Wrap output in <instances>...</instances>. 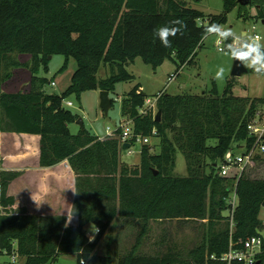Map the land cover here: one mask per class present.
<instances>
[{"label":"trees","instance_id":"16d2710c","mask_svg":"<svg viewBox=\"0 0 264 264\" xmlns=\"http://www.w3.org/2000/svg\"><path fill=\"white\" fill-rule=\"evenodd\" d=\"M222 1V12L205 16L186 0H0L1 131L38 135L39 165L67 159L76 178L73 214L62 227V222L46 223L37 214L11 208L15 200L7 190L18 172H0V255L23 257V264H55L59 255L70 253L77 255V264L85 259L100 264H228L220 258L230 244L240 250L244 240L258 233L263 227L259 214L264 178L242 172L230 216L224 212L230 208L227 198L234 177L219 175L217 165L234 143L252 141L247 126L264 97L234 95L233 77L222 93L215 87L200 94L162 91L156 103L158 121L156 114L139 112L148 95L136 83L121 98L122 117L132 119L136 134L159 139L157 152L142 145L136 165L121 161L116 138L100 139L86 129L72 134L69 124L78 116L63 106L68 96L80 100L83 92L95 89L111 93L117 83L133 81L128 67L136 58L153 69L170 60L177 74L194 64L208 35L204 29L211 23L225 24L234 7L241 8L240 15L246 7L237 0ZM250 4L264 16V0ZM176 20L182 24H172ZM166 25L180 28L176 36H169L167 48L154 35ZM16 53L30 54L31 62H19L12 57ZM55 54L65 57L62 69L71 58L77 65L61 94L46 92L49 80L38 74L40 64L46 69L49 56ZM21 65L32 72L29 88L3 92L2 84L11 77L3 67ZM102 66L108 68L106 78L97 75ZM211 138L216 145L207 144ZM177 150L185 158L184 176L174 173ZM120 217L141 221L138 239L152 220H206L208 232L184 258L170 251L138 252L139 241L115 260L96 254L101 236ZM90 224L97 231L93 239L85 230ZM230 264H264V254H257L252 263Z\"/></svg>","mask_w":264,"mask_h":264},{"label":"rangeland","instance_id":"374dc122","mask_svg":"<svg viewBox=\"0 0 264 264\" xmlns=\"http://www.w3.org/2000/svg\"><path fill=\"white\" fill-rule=\"evenodd\" d=\"M186 1L205 16L219 14L223 10L222 0ZM240 10L241 8L236 6L228 12L227 22L223 26L226 28L230 27L237 35L245 33L252 40H257L264 45V16H258V9L254 4L243 7L242 15H240ZM255 36H258V38H255ZM218 39L217 36L208 34L198 50L194 64L183 66L180 68L178 74L175 72V64L170 60H165L162 65L153 69L140 58H136L135 62L128 67V70L134 74L135 80L116 84L115 91L109 93V97L113 102L107 115H104L100 108V89L83 92L80 100L74 95L68 96L63 101V106L82 119L84 129L93 135L103 136L106 135L107 127L111 130L119 127L123 119L121 114V98L125 92L138 82L143 85L146 94L150 98L155 97L162 91L173 95L182 93L200 94L203 91L208 92L212 87H215L219 93H222L227 81L232 77L230 72L233 60L230 56L222 53L219 47H226V44L232 41L227 42L226 40L223 44H218ZM12 57L21 63L31 62V55L28 53H16ZM64 60L65 57L63 55L55 54L49 58L46 69H44L43 64H40L38 74L49 80V83L44 86L46 92L61 94L70 84L77 65L75 59L71 58L67 66L62 69ZM221 68L224 70L223 74L217 75ZM249 70V72L242 76L233 77V94L238 96L264 97V74H257L253 70ZM5 71L10 72L11 77L2 84L3 92H16L29 88L32 72L28 66L21 65L10 68L6 66L2 69V72ZM97 75L99 78H106L109 76L108 68L102 66ZM171 75L173 76L172 80H170ZM51 81L55 83L53 86L50 84ZM66 101H70L72 105H66ZM156 113L157 110L154 114ZM2 116V109L0 107V131ZM69 129L72 134H77L81 128L75 121L69 124ZM158 142L159 139L157 137H152L147 145L152 148L153 152H157ZM216 143L217 140L214 138L207 141L209 146H214ZM9 144V141H5L3 145L4 150L1 153L0 143V172L4 170L1 162L2 154H5L9 148L14 147V145ZM237 144L234 143L233 149L236 152H241L242 150L236 146ZM142 145L141 139H139L132 143L130 149H122L120 153L121 161L128 165L139 164ZM262 154L259 159L246 168L245 172L249 177L264 178V152ZM207 161L209 162L208 159ZM220 164L221 160L218 162L217 167ZM209 170L210 168L207 166L206 172H209ZM238 171L237 167H231L228 177H234ZM174 173L180 176L187 174L185 158L179 150L175 154ZM224 213L228 214V211ZM259 217L264 222V206L261 207ZM141 228V221L139 220L117 218L101 236L95 253L98 255L107 254L112 260H115L116 256L128 252L139 241L138 252L157 254L158 252L166 253L170 251L173 254H179V256L177 255L178 257L184 258L187 257L191 249L201 243L208 232L206 220L178 221L173 219L148 221L144 234L138 239ZM85 230L90 239H93L97 234L96 228L92 224L87 225ZM77 261V255L74 253L61 254L58 256L55 264H77ZM21 263L20 258L17 259V257L7 254L0 255V264ZM84 264L100 263H91L85 259Z\"/></svg>","mask_w":264,"mask_h":264},{"label":"crops","instance_id":"0c3cea01","mask_svg":"<svg viewBox=\"0 0 264 264\" xmlns=\"http://www.w3.org/2000/svg\"><path fill=\"white\" fill-rule=\"evenodd\" d=\"M138 83L145 92L143 85ZM98 137L103 139L107 135ZM5 141H9V145L14 147L2 154V167L7 171L18 172L7 190V194L15 200L11 208L37 214L46 223L62 222L64 227L69 220L76 195V178L68 160H62L53 166H40L38 135L0 131L1 153ZM14 257L20 258L23 264V257Z\"/></svg>","mask_w":264,"mask_h":264},{"label":"built area","instance_id":"2783aa9c","mask_svg":"<svg viewBox=\"0 0 264 264\" xmlns=\"http://www.w3.org/2000/svg\"><path fill=\"white\" fill-rule=\"evenodd\" d=\"M258 38V36H255ZM220 49V47H219ZM172 75L170 80H172ZM50 84L53 86L55 83L51 81ZM160 94L153 98H146L143 106L140 108L139 112L143 114L152 113L154 114L157 110V99ZM66 105L70 106L72 103L66 101ZM248 135L252 138V141H243L238 143L236 146L241 149V152H236L233 147L228 149L221 159V164L219 166V175L228 176L231 167H237L239 171L234 176V183L230 190V196L227 198L228 205L230 208L228 210V215L232 216V213L237 205L238 197L236 194V182L243 171L250 165H252L257 159L261 157L262 152H264V105L261 109H258L254 115V118L249 122ZM152 134L155 135L156 131L153 130ZM107 137L116 138L119 141L121 150L122 145L129 143L132 146L133 140L137 141L141 139L142 144H148L152 137H143L140 134H136L133 129V121L129 118H123L120 122L119 127L111 130L109 127L106 128ZM131 146L128 148L130 149ZM1 209V202H0ZM264 254V222L263 227L258 231L256 235L248 237L243 241V248L238 250L232 247L228 252L221 256V260L226 261L228 264L233 260L243 261L245 263H252L255 260L257 254ZM214 258V257H213ZM84 264V261L81 262Z\"/></svg>","mask_w":264,"mask_h":264},{"label":"clouds","instance_id":"9594fccd","mask_svg":"<svg viewBox=\"0 0 264 264\" xmlns=\"http://www.w3.org/2000/svg\"><path fill=\"white\" fill-rule=\"evenodd\" d=\"M172 24L181 25L182 21L176 20ZM179 31V27L166 25L156 29L154 35L159 39L162 46L167 48L171 46V41L168 39L169 36L174 37ZM204 31L207 34L217 36L219 38L218 44H223L231 37L232 42L227 43L226 47H221L219 50L230 56L233 61H240L241 65L253 70L255 73L264 74V45L257 40H252L245 33L237 35L230 27L226 28L219 23L209 24ZM223 71V68H221L217 75H222ZM72 207L74 208V206Z\"/></svg>","mask_w":264,"mask_h":264},{"label":"water","instance_id":"95a60500","mask_svg":"<svg viewBox=\"0 0 264 264\" xmlns=\"http://www.w3.org/2000/svg\"><path fill=\"white\" fill-rule=\"evenodd\" d=\"M237 3L240 6H247L250 4V0H237ZM49 58H51V56H49ZM249 71L250 70L248 68L241 65L240 61H233L230 74L232 77H238V76H242L243 74H246ZM111 106L112 103H111V98L109 97V91L100 90V108L102 109L104 115L108 114V111ZM156 119L159 121L160 111H157ZM76 123L79 124L81 129H84L83 121L81 118H78L76 120ZM130 146L131 145L129 143H125L122 145V149H128ZM262 206H264V202L262 203Z\"/></svg>","mask_w":264,"mask_h":264}]
</instances>
